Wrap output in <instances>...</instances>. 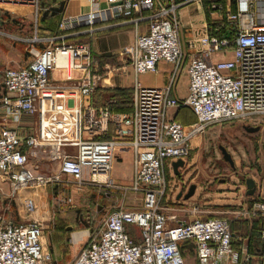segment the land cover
I'll return each mask as SVG.
<instances>
[{"label": "built area", "instance_id": "built-area-1", "mask_svg": "<svg viewBox=\"0 0 264 264\" xmlns=\"http://www.w3.org/2000/svg\"><path fill=\"white\" fill-rule=\"evenodd\" d=\"M236 1L237 10L228 15L234 35L207 32L201 37L203 48L189 59L188 95L184 99L174 97L171 84L146 87L138 83L130 111L114 110L112 105L98 108L90 102L105 73L96 69L86 42L67 39L66 31L76 29L85 20L93 23L99 3L92 1L87 15L63 16L59 28L64 34L43 39L45 45L41 43V47L33 44L29 50L33 58L28 63L4 70L0 118L6 123L29 113L35 116L36 125L26 135L6 125L0 130V209L5 207V199L18 194L31 215L38 211L37 189L67 177L80 183L110 184L116 148H131L133 178L125 188L143 194L141 206L108 213L100 233L90 236L69 264H187L180 243L188 239L196 244L199 264H218L224 257L248 264L252 256L248 252L241 260L242 250L234 246L229 219L191 216L173 224L178 214L164 204L166 163L188 158L197 134L228 119H243L246 125L264 127V22H258L252 14L256 0ZM105 2L106 10L102 11L110 12L115 19L148 21V31L126 48L123 71L128 64L136 73L157 71L161 60L180 65L183 51L177 9L202 0H173L169 5L158 0ZM39 3L0 0V5L38 7ZM210 8L213 13H223L224 0H213ZM204 27L208 29L209 25ZM230 47L233 58L209 59L213 52ZM106 68L108 72L117 69L112 65ZM54 70L65 71L69 83L56 84L52 79ZM180 106H189L196 121L184 123L172 117L170 110ZM111 124L116 137L100 138ZM45 162L59 168L51 170L49 165L44 170ZM4 183L10 184L12 197L5 195ZM23 190L26 193L21 195ZM57 200L73 202L72 197ZM260 214H264V200H255L243 216L251 219ZM3 216L0 214V220ZM130 224L139 227L140 241L129 230ZM51 229L49 219L38 217L0 224V264H55L47 244ZM261 235L264 238V229Z\"/></svg>", "mask_w": 264, "mask_h": 264}, {"label": "rangeland", "instance_id": "rangeland-1", "mask_svg": "<svg viewBox=\"0 0 264 264\" xmlns=\"http://www.w3.org/2000/svg\"><path fill=\"white\" fill-rule=\"evenodd\" d=\"M61 1L58 6H52V0L40 1L38 7L30 4L0 5V76L7 67L30 61L33 55L29 50L33 44L40 47L41 43L45 45V38L50 36L48 31L58 26L62 18L64 2ZM212 1L202 0L201 4V10L205 11L204 17L208 21L215 17L221 18L218 13L213 15L209 12H212ZM186 7L194 12L197 4H188ZM35 37L42 40L34 41ZM88 40L91 41V36ZM69 41L78 40L70 38ZM148 80L155 82L158 79L151 77ZM245 124L243 119H228L211 124L192 139L191 154L183 172L176 175L168 170V202L164 204L180 215V218L224 216L237 223H244L247 219L243 214L250 208L252 201L264 199V127L251 132L244 127ZM221 145L231 153L233 165L224 158ZM116 161H122L121 167L116 174L114 168L111 171L113 182L110 184L98 185L87 181L80 183L67 177L39 187L38 211L50 208L53 213H59L66 209V216H71L72 213L77 219L98 229L103 226L111 211L122 207L139 208L143 194L125 188L132 180L131 163L124 162L121 154L116 156L114 166ZM250 177L256 181L253 195L247 194L246 180ZM191 184H196V190L192 196L185 198L184 194ZM3 189L5 195L12 194L9 183H4ZM181 191L183 194L178 198ZM24 193L26 191L23 190L20 194ZM20 197L16 194L11 199H5V206L10 204L6 215H16L19 210L25 211ZM67 197L73 198V206L67 203L61 207L53 204V201ZM259 225L263 227L264 221H259ZM243 229L247 230V227Z\"/></svg>", "mask_w": 264, "mask_h": 264}, {"label": "crops", "instance_id": "crops-1", "mask_svg": "<svg viewBox=\"0 0 264 264\" xmlns=\"http://www.w3.org/2000/svg\"><path fill=\"white\" fill-rule=\"evenodd\" d=\"M52 1H54V4H51L52 6H58V3L61 0ZM92 1H97L100 6V9L95 11V19L93 23L91 24L88 20H85L79 27L76 28V30L74 29L72 31L66 32L68 40H70V38L77 39L78 41L86 42L90 46L96 69L105 73L102 77V80L100 81L99 87L90 97V102L98 108L105 105H112L114 110H132L134 105V92L138 83L146 87H158L171 84L172 95L178 99H184L189 92V76L187 73V65L191 56L203 48L201 37L207 32L218 33L219 31L223 30L224 35L229 30L231 31V36L234 35V26L229 22L228 15L230 11L232 12L237 10L236 0H224L223 13L219 14L218 12L213 13L209 11L213 15L218 13V15H220L221 17H215L211 21H208L206 17H204L205 11L201 10V4H203V2L197 4V7H195L196 11L194 12L189 11L186 5H182L177 9V15L179 19V40L183 51V59L179 66H177L174 62L161 60L158 63L157 71L136 73L134 68L130 64H128L125 66L126 69L124 71L122 66H115L117 67V69L114 68L112 72H108L106 68L108 65L127 64V62L125 61V59L128 57L126 48L132 47L135 44L138 35L146 33L148 31V21L142 20L136 23L129 17H121L115 19L111 16L110 12L102 11L103 9L106 10L105 0H62L61 2L64 3L61 15L62 17L67 15H87L92 9ZM172 1L173 0H158L159 3L165 5L171 4ZM174 1L178 2L180 0ZM252 14L258 22H264V0L254 1L252 6ZM206 24L209 25L208 29L204 27ZM48 32L50 34V36L48 37L59 36L63 33V31H61V29L59 28V25L54 29H50ZM90 36L91 41L88 40ZM233 57V47H230L224 51H216L209 55V59L211 61H216L219 59H231ZM3 74L4 71L0 76V98L5 93L4 87L2 86ZM65 77V71L58 70V72H52V79L56 84L67 85L69 82L65 79ZM151 77H156L158 80L155 82H151L148 80ZM170 114L172 117L184 123H192L197 119L194 111L189 106L172 108L170 110ZM4 125L16 128L21 135H26L32 133L35 130L36 119L34 115L29 113L21 115L19 119H10L6 123L3 122V120L0 118V130ZM99 137L108 139L115 138L116 134L114 126L111 124L108 131L100 134ZM118 154H121V156L124 157V162L128 161L129 163H131L130 171L133 178L134 150L131 148L117 147L116 156ZM172 161L173 160L166 163V175L168 174V170L172 171L173 174L180 175L175 172ZM47 162L43 163L42 169L48 170L49 165H52L51 170H57L59 168L57 164ZM121 162L122 161H116L115 166L113 165L115 174L120 170L119 167H121ZM187 162L188 158L185 159V164L183 166H179L180 173L183 172ZM164 201L165 203L168 202L167 196L165 197ZM53 204L59 207L67 204L73 206L74 200L72 203L67 204L65 202H59L58 200H56L55 202L53 201ZM8 208L10 207L5 206L4 208L0 209V214L4 213L3 220H0V224H3L6 221L12 219L15 221H20L30 219L32 217L45 218L47 220H50V222L52 223V229L48 232L47 244L52 251L55 264L71 263L81 252L90 236L99 234L102 229V227L94 229L91 224H86L82 220L77 219L72 213L71 216H66V213H64L66 209H62V211H60L59 213H53L49 208L46 211H37L31 215H28L26 211L19 210L16 215H6V210H8ZM179 216L180 215H178V219L173 220L172 223L177 224L180 222V220H184ZM128 227L135 238L140 241L141 232L139 227L134 224H130ZM240 230L239 234L234 238V243L237 244L241 242L242 244V247L240 248V251L242 250V260L243 258L245 259L246 253H248L249 250L247 241L248 238L247 236H243V232ZM180 246L187 264H199L196 244L192 239L182 241L180 243ZM250 254L252 257L248 264H264V256L260 257L256 256V254L253 253ZM218 264L243 263L235 262L230 257H224L219 261Z\"/></svg>", "mask_w": 264, "mask_h": 264}, {"label": "trees", "instance_id": "trees-1", "mask_svg": "<svg viewBox=\"0 0 264 264\" xmlns=\"http://www.w3.org/2000/svg\"><path fill=\"white\" fill-rule=\"evenodd\" d=\"M217 34L222 35L224 34L223 31H219ZM254 200H264V199H254ZM253 200V202H254ZM253 218V219H252ZM251 219H247L244 223L242 222H235L234 220H230V226L232 231L234 232V238L239 234V230L242 231L243 236H247L248 241V250L250 253L256 254V256H264V238L261 235L262 225H259V221H264V214H260L257 216L252 217ZM238 224V226H237ZM240 225V226H239ZM244 226V227H243ZM244 230L243 228H246ZM243 243V242H242ZM239 244V246H238ZM235 248L239 249L242 247L241 242L234 243Z\"/></svg>", "mask_w": 264, "mask_h": 264}, {"label": "water", "instance_id": "water-1", "mask_svg": "<svg viewBox=\"0 0 264 264\" xmlns=\"http://www.w3.org/2000/svg\"><path fill=\"white\" fill-rule=\"evenodd\" d=\"M225 36L230 37L231 36V31L229 30L225 34ZM245 128L248 131L255 132V131H258L260 129V126L245 125ZM221 149L223 151L224 158L226 160L230 161V163L233 165L234 161L232 159L231 153L226 149L225 146L221 145ZM172 164H173V168H174L175 172L177 174H180L179 166H183L185 164V159L178 158L176 160H173ZM246 183H247V187H248V194H253L255 192V190H256V181L254 180V178L250 177V178H247ZM195 190H196V184H191V186L189 187L188 191L184 194V197L185 198H189L190 196H192L194 194ZM182 194H183V192L181 191L179 193L178 197H180Z\"/></svg>", "mask_w": 264, "mask_h": 264}, {"label": "bare ground", "instance_id": "bare-ground-1", "mask_svg": "<svg viewBox=\"0 0 264 264\" xmlns=\"http://www.w3.org/2000/svg\"><path fill=\"white\" fill-rule=\"evenodd\" d=\"M63 61V59H60V63Z\"/></svg>", "mask_w": 264, "mask_h": 264}]
</instances>
